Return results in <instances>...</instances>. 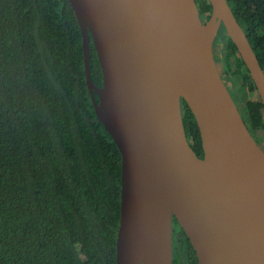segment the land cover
<instances>
[{
	"label": "water",
	"instance_id": "95a60500",
	"mask_svg": "<svg viewBox=\"0 0 264 264\" xmlns=\"http://www.w3.org/2000/svg\"><path fill=\"white\" fill-rule=\"evenodd\" d=\"M69 1L95 113L122 156L117 264H173V217L199 264H264V149L215 59L222 25L263 103L264 71L227 0H210L206 22L196 0ZM91 38L102 86L91 76ZM182 98L203 157L187 138Z\"/></svg>",
	"mask_w": 264,
	"mask_h": 264
},
{
	"label": "trees",
	"instance_id": "16d2710c",
	"mask_svg": "<svg viewBox=\"0 0 264 264\" xmlns=\"http://www.w3.org/2000/svg\"><path fill=\"white\" fill-rule=\"evenodd\" d=\"M196 1L208 21L211 1ZM227 2L264 71V0ZM214 48L248 129L264 142V103L224 25ZM90 68L102 86L92 38ZM181 109L190 145L203 157L184 98ZM121 173V152L95 113L70 1L0 0V264H117ZM174 221L173 264H199Z\"/></svg>",
	"mask_w": 264,
	"mask_h": 264
},
{
	"label": "flooded vegetation",
	"instance_id": "af4514ba",
	"mask_svg": "<svg viewBox=\"0 0 264 264\" xmlns=\"http://www.w3.org/2000/svg\"><path fill=\"white\" fill-rule=\"evenodd\" d=\"M218 66H219V69L221 71V75L223 76L222 68L219 65V63H218ZM223 78H224V81L226 82L228 88L230 89V91H231V93H232V95H233V97H234V99H235V101L237 103V100H236V97H235L234 87L232 86L231 81L230 80H226L225 77H223ZM257 141L261 145V147L264 149V142L261 141V140L260 141L257 140ZM203 155H204V153H203ZM174 218L175 217H173V242H177V239H178V236H179V229H178V226L175 224Z\"/></svg>",
	"mask_w": 264,
	"mask_h": 264
},
{
	"label": "rangeland",
	"instance_id": "374dc122",
	"mask_svg": "<svg viewBox=\"0 0 264 264\" xmlns=\"http://www.w3.org/2000/svg\"><path fill=\"white\" fill-rule=\"evenodd\" d=\"M217 49H218V48L215 49V53L218 51Z\"/></svg>",
	"mask_w": 264,
	"mask_h": 264
}]
</instances>
